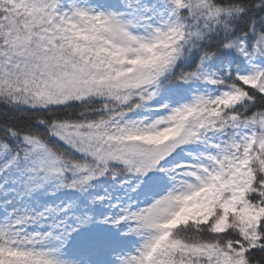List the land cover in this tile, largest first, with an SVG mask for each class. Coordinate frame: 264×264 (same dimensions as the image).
<instances>
[{
	"label": "snow or ice",
	"instance_id": "obj_1",
	"mask_svg": "<svg viewBox=\"0 0 264 264\" xmlns=\"http://www.w3.org/2000/svg\"><path fill=\"white\" fill-rule=\"evenodd\" d=\"M0 264H264V0H0Z\"/></svg>",
	"mask_w": 264,
	"mask_h": 264
}]
</instances>
